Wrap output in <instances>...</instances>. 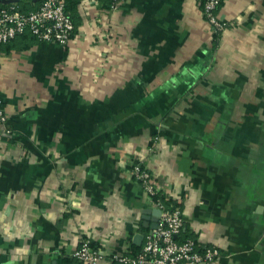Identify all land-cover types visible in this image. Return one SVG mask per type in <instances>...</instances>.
<instances>
[{
    "label": "crops",
    "instance_id": "crops-1",
    "mask_svg": "<svg viewBox=\"0 0 264 264\" xmlns=\"http://www.w3.org/2000/svg\"><path fill=\"white\" fill-rule=\"evenodd\" d=\"M70 4L67 45L27 30L0 47V264H82V239L97 264L140 247L157 207L134 159L180 206L182 237L217 264H264V0H223L218 33L198 0Z\"/></svg>",
    "mask_w": 264,
    "mask_h": 264
},
{
    "label": "built area",
    "instance_id": "built-area-1",
    "mask_svg": "<svg viewBox=\"0 0 264 264\" xmlns=\"http://www.w3.org/2000/svg\"><path fill=\"white\" fill-rule=\"evenodd\" d=\"M222 1L198 0L204 18L217 33L228 26L217 14ZM27 30L42 42L67 45L75 33L67 0H42L37 9L28 12L22 11L18 4L0 6V47ZM2 103L0 94V118L5 121ZM131 166L134 178L150 202L161 210V215L158 226L144 235V242L138 251L126 249L113 255L114 261L122 264H217L221 255L219 248L202 245L192 237H182L185 219L180 206H167L161 200H154V196L163 190L147 165L134 159ZM106 256V251L94 246L88 239H82L73 253V257L82 264H97Z\"/></svg>",
    "mask_w": 264,
    "mask_h": 264
},
{
    "label": "trees",
    "instance_id": "trees-1",
    "mask_svg": "<svg viewBox=\"0 0 264 264\" xmlns=\"http://www.w3.org/2000/svg\"><path fill=\"white\" fill-rule=\"evenodd\" d=\"M71 1H74V0H67V9L70 11V9H71V4H70V2ZM6 5V4H5ZM72 5H74V4H72ZM40 6V5H39ZM72 8H73V6H72ZM20 9L22 10V11H24L23 10V8H21L20 7ZM71 13V12H70ZM71 15H72V13H71ZM72 17H73V15H72ZM30 35H31V37H35L36 39H37V37L35 36V35H33L32 33H29ZM154 200L155 201H158V200H161L162 202H164L167 206H171L172 205V201L170 200V199H168L167 198V196H166V194L165 193H163V192H159V193H157L155 196H154ZM184 237H189V236H184ZM94 245V244H93ZM95 246V245H94ZM141 248V246L140 247H136V246H133V250H134V252H136V251H138L139 249ZM113 263L114 264H122V263H120V262H118V261H113Z\"/></svg>",
    "mask_w": 264,
    "mask_h": 264
},
{
    "label": "water",
    "instance_id": "water-1",
    "mask_svg": "<svg viewBox=\"0 0 264 264\" xmlns=\"http://www.w3.org/2000/svg\"><path fill=\"white\" fill-rule=\"evenodd\" d=\"M151 212L155 215V218H153V219H150V217H149V214H151ZM143 213H144L143 219L145 221H147V223H148L147 227H150V229L152 231L153 229H155L158 226L159 218L161 215V210L159 208H155V209H151V210L145 209V211ZM151 220L153 221V223L150 222ZM138 236L141 239L144 238L143 234H138Z\"/></svg>",
    "mask_w": 264,
    "mask_h": 264
}]
</instances>
